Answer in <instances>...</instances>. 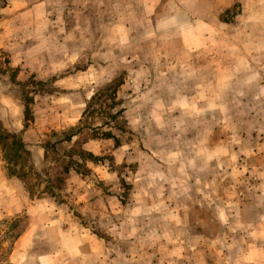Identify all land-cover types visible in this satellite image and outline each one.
Segmentation results:
<instances>
[{
    "label": "rangeland",
    "instance_id": "rangeland-1",
    "mask_svg": "<svg viewBox=\"0 0 264 264\" xmlns=\"http://www.w3.org/2000/svg\"><path fill=\"white\" fill-rule=\"evenodd\" d=\"M0 264H264V0H0Z\"/></svg>",
    "mask_w": 264,
    "mask_h": 264
},
{
    "label": "trees",
    "instance_id": "trees-1",
    "mask_svg": "<svg viewBox=\"0 0 264 264\" xmlns=\"http://www.w3.org/2000/svg\"><path fill=\"white\" fill-rule=\"evenodd\" d=\"M38 84H41L40 82H37ZM117 86V85H116ZM115 86V87H116ZM115 87L113 89H115ZM24 107H25V110H24V126L27 125V121H30L31 119V115H30V108H29V105H28V101L26 100L25 103H24ZM86 111V110H85ZM84 111V112H85ZM118 113V111H116L112 117H114L116 114ZM77 133H69L67 135H65L62 139H59V140H56L55 142H52V143H46L45 145V148L48 147H54L56 146L57 144H61L63 143L64 141H71L72 140V137L75 136ZM110 134L106 133V137H109ZM3 138H13V141L12 143L14 144H18L19 148L22 149V151L24 153H28V151L25 149V146H24V143L22 142L21 138L16 135L15 133H9V132H5L3 134ZM77 153L79 158H81L83 160V158H85V156L88 154V156H91L92 159H96L95 156L92 155V153L88 152V151H84L82 150L81 148L77 149V147H71L68 151H67V155H72V153ZM44 157H47V151L46 153H44ZM72 162V164L76 167V168H79V163L77 161H74V160H70ZM64 170H68V167L64 168ZM36 176L38 178H41V175L38 171H36ZM44 182H45V188L46 191H48L50 193V195H57V191L55 190V186H54V183H57V182H60V179L59 177H54V179L50 178V177H44L42 179Z\"/></svg>",
    "mask_w": 264,
    "mask_h": 264
}]
</instances>
